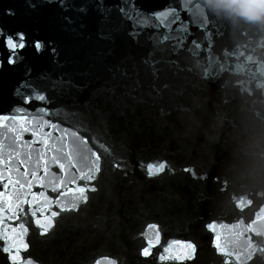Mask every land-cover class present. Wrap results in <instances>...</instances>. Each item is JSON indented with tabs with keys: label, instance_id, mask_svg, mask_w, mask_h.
Returning <instances> with one entry per match:
<instances>
[{
	"label": "water",
	"instance_id": "water-1",
	"mask_svg": "<svg viewBox=\"0 0 264 264\" xmlns=\"http://www.w3.org/2000/svg\"><path fill=\"white\" fill-rule=\"evenodd\" d=\"M0 29L44 43L15 65L0 43V264H15L16 252L32 264H181L159 259L165 247L181 252L173 241L195 245L183 264H224L214 236L229 251L264 246V156L254 148L264 142V26L204 0H0ZM106 65H119L115 80ZM192 72L210 94L193 140L177 142L158 125ZM92 152L100 171L85 201ZM159 160L168 162L159 175L140 167ZM53 211L41 235L35 221ZM146 239L159 240L149 257Z\"/></svg>",
	"mask_w": 264,
	"mask_h": 264
},
{
	"label": "snow or ice",
	"instance_id": "snow-or-ice-1",
	"mask_svg": "<svg viewBox=\"0 0 264 264\" xmlns=\"http://www.w3.org/2000/svg\"><path fill=\"white\" fill-rule=\"evenodd\" d=\"M61 3H63V0H61ZM121 12H124V9L121 8L120 9ZM171 11V10H169ZM196 11L198 13L203 14L202 10L198 7L196 8ZM139 15V13H138ZM164 17L163 13H157L155 14V19L157 20H161ZM142 22H146V21H142ZM133 36L136 35V33H132ZM103 40H108L110 39L109 36H101L100 37ZM0 43H2L3 45V50L7 53L6 56V62L8 65H15L17 63V61L19 59H22V52L25 48L31 46L35 49V51L37 53H40L43 48H44V43L40 40H35L32 41L30 44L29 42L26 40V35L23 32H16L13 34H6L2 29H0ZM52 51L54 52L55 49H52ZM106 56H110L112 55V51L111 49L108 50L107 53H105ZM0 56H3V53L0 52ZM5 63V59H0V67H3V64ZM107 68V71L110 73L111 75V79L115 80L116 79V75L117 73L120 72V67L119 65H112V66H105ZM60 83H66L68 86L75 88L76 85L72 83L71 80L68 81H61ZM34 91V96L31 99H35L41 102H46V97L42 94H35V90ZM100 93H110V94H115V90L112 87H106V88H102L99 90ZM24 104H29L30 102V98L25 97L24 98ZM20 111H25V109H20ZM38 111L43 112L44 109H38ZM0 119L2 120H6L8 119V117H0ZM12 119H15V117H13ZM20 119H24L23 116L20 117ZM54 128L56 127L55 125L53 126ZM27 131V129H25ZM73 135H75V133H73ZM100 150L107 152L108 149L105 148L104 145H99ZM92 156L95 157V161L93 162V167L89 168L88 172L89 174H81V179L82 181H87L88 182V187H80L78 188V191L81 193V198L83 200H87L88 196L86 195L87 191H91V192H95L96 191V187L91 185V181L94 179V177L91 175L93 169H95L96 172H99V166H98V161L101 159L100 155H97L96 152H92L91 153ZM55 163L60 164V161L57 160L55 161ZM63 165L60 164V168L61 170L63 169ZM140 167L143 169H146V174L148 176H156L159 175L160 173L165 172V170L168 168V162L166 160H159L153 163H141ZM187 171V169H186ZM33 176H35V173H32ZM5 178L3 176L2 173H0V181H3ZM75 181H73L74 183ZM12 181L8 180L7 184L4 185V187H7L9 184H11ZM16 183H19V181H17ZM19 211V208L17 209ZM0 211H3L2 209H0ZM61 211H65V209H61ZM35 215V213H34ZM59 214L55 211L51 212L50 216L48 217H42L44 222H41V219H37L35 221L36 225L42 230L41 235H45L48 233L49 229L52 227V217H56ZM2 219V218H0ZM149 228H156V225H148ZM209 231L215 232L216 231V226L214 224H209L207 225ZM143 235V233H142ZM238 236L240 235V233L237 234ZM220 241V237L214 236L213 239V247L217 249L218 253L222 256L225 257V261L224 264H233V261H235V264H248L249 261H252L253 258L257 255V254H264V246H258L255 245L251 242H249L247 244V247L244 248L243 251H229L226 248H222L221 244L219 243ZM157 244H159V240L157 239V241L154 243L152 240L150 239H146V246L141 250V255H143L144 257H149L152 254V249H154ZM172 244L177 245L180 249L181 252L179 254H176L174 256H169L166 255V253L169 252V247H165L164 248V252L162 254H160L159 259L160 260H170V259H175L179 262H181V264H183V261L186 260H191L194 258L195 256V245L191 242H186V241H173ZM23 250L27 251L28 250V244L25 243L23 246ZM3 251L5 253H7L9 250L7 248H4ZM19 257V259L17 258ZM9 259L13 260L15 262V264H32V260L30 258H26L24 256H21V254L19 252H16L14 255H11L9 257ZM107 259V258H104ZM95 264H101L100 260H96Z\"/></svg>",
	"mask_w": 264,
	"mask_h": 264
},
{
	"label": "clouds",
	"instance_id": "clouds-1",
	"mask_svg": "<svg viewBox=\"0 0 264 264\" xmlns=\"http://www.w3.org/2000/svg\"><path fill=\"white\" fill-rule=\"evenodd\" d=\"M204 3L218 14L264 26V0H204ZM191 76V87L175 99L170 109H164L158 125L169 131L172 140L183 143H190L198 131V110L206 106V95L210 94V89L206 93L201 83L203 79L197 72H192ZM254 148L264 156V142L255 141Z\"/></svg>",
	"mask_w": 264,
	"mask_h": 264
}]
</instances>
